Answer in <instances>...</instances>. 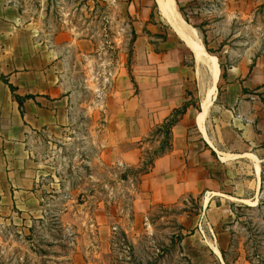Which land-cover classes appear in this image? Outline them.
Returning a JSON list of instances; mask_svg holds the SVG:
<instances>
[{"label":"rangeland","instance_id":"1","mask_svg":"<svg viewBox=\"0 0 264 264\" xmlns=\"http://www.w3.org/2000/svg\"><path fill=\"white\" fill-rule=\"evenodd\" d=\"M174 1L217 59L216 91L231 67L247 70L264 60V0ZM75 40L91 41L94 51L82 56ZM149 44L178 45L185 61L193 62L195 86L186 103L200 111L209 70L163 21L156 0H0V58L6 57L0 77L6 79L9 66L23 80L52 60L74 92L64 134L27 133L36 178L31 202L4 200L0 181V264H264V141L246 149L257 159L209 171L218 180L215 189L231 198L204 193L151 204L137 169L163 139L154 131L138 145L136 166L103 160L112 142L103 126L105 101L120 89L121 71L132 72L138 49ZM244 93V102L264 112V92ZM188 135L197 136L193 128ZM237 216L241 224L234 222ZM252 241L259 262L248 260ZM32 247L47 254L36 255Z\"/></svg>","mask_w":264,"mask_h":264},{"label":"crops","instance_id":"2","mask_svg":"<svg viewBox=\"0 0 264 264\" xmlns=\"http://www.w3.org/2000/svg\"><path fill=\"white\" fill-rule=\"evenodd\" d=\"M73 44L82 56L94 51L89 40H75ZM185 60L178 45L156 48L149 44L142 51L138 49L131 72L134 83L127 71H121L116 82L121 84L120 89L105 101L103 126L112 141L102 155L105 162L136 166L141 140L186 104L190 87L195 86V68L193 62L189 65ZM52 62L44 63L40 71L25 74L23 80L11 74L9 66L3 73L18 96H32L24 101L23 113L0 81V181L4 200L19 197L27 204L36 194L32 157L26 150L27 133L46 131L58 137L68 130L74 92L66 87L63 67ZM244 90L264 92V60H257L247 70L241 64L227 70L226 81L217 89L201 127L197 119L202 107L200 111L192 105L186 108L172 129L171 151L156 159L140 182V188L149 192L151 204L174 203L184 195L204 193L231 198L215 189L218 180L214 171L211 175L209 171L257 159L246 149L264 141V112H257L255 102L243 101L249 96ZM246 106L250 108L248 113L240 110ZM210 113L214 115L209 125ZM192 128L197 136L190 139L188 130Z\"/></svg>","mask_w":264,"mask_h":264},{"label":"bare ground","instance_id":"3","mask_svg":"<svg viewBox=\"0 0 264 264\" xmlns=\"http://www.w3.org/2000/svg\"><path fill=\"white\" fill-rule=\"evenodd\" d=\"M163 21L177 36V38L188 48L197 64H203L208 68L210 76L208 79L205 99L202 102V111L198 115V125L201 127L203 120L211 107L216 96V88L220 79L217 59L209 55L204 49L196 31L190 27L178 13L174 0H156ZM201 66V65H199ZM208 72V71H207ZM206 82V81H205ZM203 128V127H202ZM260 171L259 163L256 164L257 174ZM219 255V252L215 250Z\"/></svg>","mask_w":264,"mask_h":264},{"label":"trees","instance_id":"4","mask_svg":"<svg viewBox=\"0 0 264 264\" xmlns=\"http://www.w3.org/2000/svg\"><path fill=\"white\" fill-rule=\"evenodd\" d=\"M178 11L181 14L183 20L188 23V20H187L185 14L183 13L182 9L179 8ZM196 29H198L203 35H205V31L203 29H201L199 27H197ZM203 43H204L205 46H207L205 40L203 41ZM127 72H128V75H129L130 79H132V83H134L132 75H131V72L129 70ZM0 79L8 87L9 91L12 94L13 99L16 100V102L18 103L20 111L22 113V108H23L24 101H26L28 99H31L32 96L26 95L24 97H20V96L16 95L15 87L12 86L10 83H8V81L3 76H1ZM189 105H191V104L190 103H186L181 109L174 110L172 112L170 118L167 121H165L160 126L154 127L150 131V133L154 131V132L162 134V138L163 139L159 142L158 148L155 149L154 151H152L151 156H148L147 161H143L141 163V165L137 169L138 175L144 176V175L148 174L150 172V169L152 168V166L154 164V161L156 159H158V158H161V157L165 156L166 154H168L171 151V148H172V144H171L172 129L178 124L180 118L183 116L186 108ZM262 203H263L262 201H259V203L257 204L256 208H258ZM242 208L245 209V210H249L250 211V210L254 209L255 207L243 206ZM234 222H237L238 224H241L240 221H239V216H237V218L234 220ZM252 236H254V235H252ZM27 238L30 239V237H27ZM176 238H177L176 239L177 241H179L181 239L180 237H176ZM254 243H255V241H252L251 245H253V246H250V250H252V253L248 252V254H249V259L248 260L250 262H253V261L254 262H259V259H261V257L258 254V251H256V247H254V245H255ZM50 246H53V245H50ZM31 251L33 253H35L36 255H41V256H45L47 254L46 251H43L41 249L33 248V249H31ZM220 253H221L222 257L225 260V252L220 250Z\"/></svg>","mask_w":264,"mask_h":264},{"label":"water","instance_id":"5","mask_svg":"<svg viewBox=\"0 0 264 264\" xmlns=\"http://www.w3.org/2000/svg\"><path fill=\"white\" fill-rule=\"evenodd\" d=\"M209 74H210V72H209ZM210 76V75H209Z\"/></svg>","mask_w":264,"mask_h":264}]
</instances>
